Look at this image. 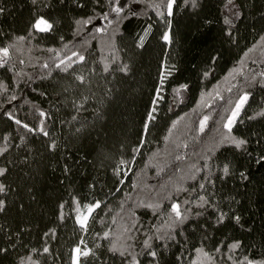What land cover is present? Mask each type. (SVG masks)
<instances>
[{
	"label": "trees",
	"instance_id": "16d2710c",
	"mask_svg": "<svg viewBox=\"0 0 264 264\" xmlns=\"http://www.w3.org/2000/svg\"><path fill=\"white\" fill-rule=\"evenodd\" d=\"M113 3L0 0L5 10L0 14V45H14L7 67L0 68V81L8 86L7 92H0V148L6 149L0 153V167L7 169L0 176L7 187L0 193L6 200V210L0 213V248L8 249L0 254V264H19L28 256L37 264H71L72 250L81 240V248L95 253L81 257L82 264H128L130 255L122 258L108 249L111 240L121 237L122 227L131 226L132 212L139 231L131 233V240L121 237L119 243L130 244L129 252L142 264H156L143 254L147 251L143 241L149 236L153 250L160 253L159 264L202 261L196 248L210 253L215 264H232L229 255L264 259V162L257 163L264 155V117L256 115L264 111V0H197L196 8L176 0L172 16L166 0H121L124 11L119 17L110 13L109 24L101 17ZM228 3L235 5L239 16L226 12ZM133 10L138 15H131ZM39 15L53 24V30L30 36ZM89 17H96L90 25L75 23ZM225 17L232 23L225 24ZM149 25L151 31L138 47L139 36ZM96 27L104 31L96 32ZM165 32L169 41L163 40ZM18 36L26 39L17 41ZM74 51L85 54L86 61L68 72L55 69L56 52L58 62ZM46 61L50 69L41 67ZM125 64L128 71H119ZM162 72L166 80L157 97ZM76 75H83L84 82ZM244 92L251 95L232 135L248 143L236 149L227 141L221 143L227 132L223 124ZM12 95L16 100L10 101ZM76 104L82 105L79 111ZM153 108L155 119L145 132ZM37 109L51 117L45 119L49 136L28 132L4 115L13 112L36 128L42 119ZM205 116L209 119L200 132ZM53 140L55 149L49 147ZM121 160L128 163L120 165ZM225 164L228 175L223 173ZM118 165L119 177L114 174ZM195 168L201 171L193 180ZM179 186L188 191L177 193ZM200 195L209 200L204 208L183 203L197 201ZM73 197L81 205L103 201L87 231L76 223ZM140 202L158 203L160 208L154 212L138 207ZM173 202L191 209L189 219L172 230L175 240H156V234L168 231ZM197 211L203 215L197 216ZM220 212L226 217L217 224ZM235 216L240 217L239 224ZM105 231L112 232L109 240L101 239ZM237 241L240 247L230 252L228 245Z\"/></svg>",
	"mask_w": 264,
	"mask_h": 264
},
{
	"label": "snow or ice",
	"instance_id": "6c2138e0",
	"mask_svg": "<svg viewBox=\"0 0 264 264\" xmlns=\"http://www.w3.org/2000/svg\"><path fill=\"white\" fill-rule=\"evenodd\" d=\"M63 2V0H62ZM74 2H76V0H74ZM191 3L193 8H196L198 6L197 4V0H185V3ZM229 2H231V0H229ZM33 4L37 3V0H32ZM176 3V0H166V11L168 16H172L173 13V5ZM79 7H83L82 4L78 5ZM150 7H156L159 8L160 5H149ZM4 8L0 7V14H3L4 12ZM124 11V7L121 5V0H114V3L110 6V11L109 12H104L101 19L103 20H107L109 24H111L113 21L109 20L108 17L110 15V13H115L117 15V17H119V15ZM131 15L135 16L138 15V13H136L134 10L131 11ZM157 15L158 16H163L164 13L161 11H157ZM235 15L239 16V13H235ZM96 17H89L87 19H83V20H76V24L77 25H90L92 24L93 19H95ZM127 18V17H125ZM225 24H231L232 21L230 19H228L227 17H225L224 20ZM169 27L171 26V21H168ZM53 24L49 22L48 19H46L43 15H39L34 23H32L30 29H29V35L31 36L32 33L36 32V33H49L53 30ZM151 25H149L146 29H144L143 35L139 36V40H138V47H143L144 41L147 38V36L149 35L150 31H151ZM96 32H103L104 28L102 27H96L95 28ZM0 35H3V33H0ZM26 39V37L24 36H18L16 37L17 41H24ZM262 39H264V37H262ZM61 40H63V37H61ZM163 40L165 41H169L170 40V36L168 32H165L163 34ZM14 45L13 44H7V45H0V68H5L7 67L10 59H11V52L13 49ZM64 47H67V44L64 45ZM47 51L49 52H54V49H47ZM60 53L56 52L55 53V58H53V64L55 69L62 71V72H68L69 69H71L73 67L74 64H78V63H82L86 61V55L83 54L80 51H74L72 52L71 56H66L63 59H59L58 62H56V59L59 58ZM215 59V58H213ZM20 63H23V61H20ZM42 68L44 69H50V64L46 61L43 65H41ZM9 71H12L11 68L8 69ZM104 71L107 72L109 71V65L105 64L104 65ZM119 71L121 72H127L128 71V66L125 64L122 67H120ZM51 73L49 72V75ZM17 75H20V73H17ZM208 73H205V76H207ZM261 75H264V73H261ZM75 79L80 81L81 83L84 82L85 77L83 75H76ZM166 80V76L164 75V73H161L160 76V86L157 87L156 89V93H157V97H159V94L162 90V86L164 84ZM182 87H186V85L182 86ZM8 91V86L5 85L2 81H0V92H7ZM229 91H231V89H229ZM251 95V93L249 92H244L243 95H241L238 99V101L235 103V107L231 110V115L228 117L227 122L223 124V128L227 130V132L223 135L221 143L227 141L228 143L234 145V147L236 149H242L247 143L248 141L242 138H237L234 135H232V129L233 126L238 122L237 121V117H239L241 110L244 108L245 104L247 103V101L249 100V96ZM16 100V96L12 95L10 97V101ZM156 100H153V104H156ZM229 103H231V101H229ZM0 107H2V105H0ZM74 107H76V110L79 111L80 107H82V105L76 104L74 105ZM38 112L39 117H41L42 119L40 120V124L38 127L36 128H32L29 126V124L27 123H23L20 119H17L16 116L13 114V112L10 111H6L4 113L5 116H7V118L11 121H13L15 124L22 126L26 131L28 132H39L42 133L44 136H49L50 133L49 131L46 129L45 126V119H50L51 117L49 116V114L43 110H36ZM156 111L155 108H153L149 113H148V119L144 124V131L147 132L149 129V124L148 122L152 121L155 119V116L153 115V113ZM256 115L258 116H262L264 117V111L258 112ZM254 117H249V119H253ZM73 119H76V117H73ZM209 117L205 116L201 121H200V127H199V131L200 132H204L205 127H206V123L208 121ZM79 131V129L77 130ZM5 140L8 139L7 136L4 137ZM23 139V137H22ZM144 141L141 140V144ZM219 146V145H217ZM49 147L51 149H55L57 147L56 142L53 140L52 143L49 145ZM4 151H6V149L0 148V153H3ZM134 153H139L140 149L139 148H135L133 149ZM177 159L179 160L180 157L178 156ZM133 160H135V156H133ZM264 162V155H261L259 157V159L257 160V163H261ZM128 163L125 160H121L120 161V165H124ZM205 167H207V164H205ZM65 172L67 173L69 171L68 167L65 166ZM131 170V169H129ZM201 171L200 168H195V172L193 173V175L190 177V179L195 180L196 179V174L195 173H199ZM7 172V169L4 167H0V176H4L5 173ZM223 173L225 175L229 174V165L225 164L223 166ZM114 174L119 177L121 175V168L118 165L115 169H114ZM124 175H127L126 172L123 173ZM241 177L242 178H246L244 173H241ZM207 179V177H206ZM121 184L124 183L123 180L119 181ZM89 187H94V185H89ZM200 189H204L205 185L203 183L199 184ZM119 190V189H117ZM7 191V187L5 184L0 183V193H6ZM183 191H188V189H185L183 186H179L176 188V192L180 193ZM191 191H196L195 188H192ZM169 199H171V197H169ZM72 202L76 205L75 208V212H76V223L79 225L80 229L83 231H87L88 230V226H89V221L94 219V213L96 212L97 209L101 208V205L103 204V201L100 200H95L94 202H90V203H85L83 205H81V202L78 198L73 197L72 198ZM185 205H189L190 203H195L196 206L198 208H204L205 205L209 204V200L206 198V196L204 195H200L199 199L197 201H189V200H185L183 202ZM138 207H146V208H150L152 209L154 212L156 210H158L160 208V205L157 204H152V203H143L140 202L138 205ZM65 205L62 203L59 205V208L61 209L60 212V219L63 220L65 218V214L63 213V209H64ZM6 210V200L4 199H0V213L4 212ZM191 212L190 208H185L182 209L181 204L177 203V202H173L171 204V210L169 213V223L167 224V228L168 231L165 232L163 235L160 234H156L155 235V239L156 240H175L176 239V234L173 233V229H175L178 225H183L185 221H187L189 219V213ZM197 216L203 215L202 212L197 211L196 212ZM132 223L131 226L129 225H124L122 227V231H121V237H123L125 240H131L132 236L131 233L135 230V231H139V229L136 227L137 224V220L135 219V212H132ZM226 217V213L220 212L219 215L216 218V223L217 224H221L223 223V221L225 220ZM234 220L237 224H239L240 222V217L239 216H235ZM113 223H116V218L113 217ZM55 230H50V233L54 234ZM157 233H159V229L156 230ZM50 233H45V236L49 235ZM112 236V232L111 231H105L101 237V239L104 240H109ZM121 237H117L116 239L111 240V244L110 247L108 249V251L112 252V253H118L120 257L124 258L128 255L131 256V260L128 262V264H142V262L138 259V255H133L131 252H129V248H131V245H125L123 243H119V240ZM11 238L9 237V240ZM152 240L153 237L149 236L147 239H145L143 241V248L146 249L147 251L144 252L143 254L146 256L151 257L154 261H156V264H159V256L160 253H158L156 250H153V244H152ZM84 241L81 240L80 245H83ZM80 245H77L73 250H72V258H71V264H82L81 261V257L87 258L89 256L95 255V253L93 252L92 249H88L86 246L84 248H81ZM97 247H99V245H97ZM240 247V243L237 241L235 243H232L230 245H228L229 251H233L237 248ZM8 251L7 248H0V254H6ZM33 252L36 251V249L32 250ZM49 251V249L47 247H45L43 249V252L47 253ZM196 253L198 257L202 258L201 260H197V261H193V264H203V262H206V264H215V260L213 258V256L204 251L203 248H196ZM217 253H219L221 251V249L219 247L216 248L215 250ZM228 259L230 261H232V264H264V259L262 260H254L249 258L248 256H244L242 259H235L233 258L231 255L228 256ZM19 264H37L36 261L32 260L31 256H28L27 258L22 257L19 260Z\"/></svg>",
	"mask_w": 264,
	"mask_h": 264
},
{
	"label": "rangeland",
	"instance_id": "374dc122",
	"mask_svg": "<svg viewBox=\"0 0 264 264\" xmlns=\"http://www.w3.org/2000/svg\"><path fill=\"white\" fill-rule=\"evenodd\" d=\"M225 8H226V12H228L230 15H235V13L238 12L237 8L233 3H228V5Z\"/></svg>",
	"mask_w": 264,
	"mask_h": 264
}]
</instances>
